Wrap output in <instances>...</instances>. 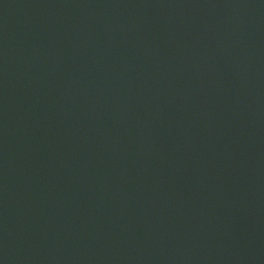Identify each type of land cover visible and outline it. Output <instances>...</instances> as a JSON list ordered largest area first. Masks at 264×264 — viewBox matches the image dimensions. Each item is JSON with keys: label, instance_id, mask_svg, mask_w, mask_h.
<instances>
[{"label": "water", "instance_id": "1", "mask_svg": "<svg viewBox=\"0 0 264 264\" xmlns=\"http://www.w3.org/2000/svg\"><path fill=\"white\" fill-rule=\"evenodd\" d=\"M0 264H264V0H0Z\"/></svg>", "mask_w": 264, "mask_h": 264}]
</instances>
